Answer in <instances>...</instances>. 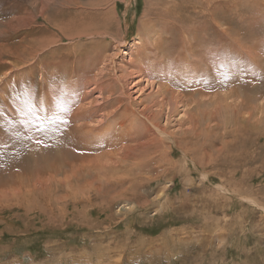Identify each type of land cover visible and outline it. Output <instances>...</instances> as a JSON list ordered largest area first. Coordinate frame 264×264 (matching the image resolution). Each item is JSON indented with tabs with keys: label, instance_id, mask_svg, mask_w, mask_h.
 Returning <instances> with one entry per match:
<instances>
[{
	"label": "rangeland",
	"instance_id": "obj_1",
	"mask_svg": "<svg viewBox=\"0 0 264 264\" xmlns=\"http://www.w3.org/2000/svg\"><path fill=\"white\" fill-rule=\"evenodd\" d=\"M0 47V264H264V0H0Z\"/></svg>",
	"mask_w": 264,
	"mask_h": 264
},
{
	"label": "snow or ice",
	"instance_id": "obj_2",
	"mask_svg": "<svg viewBox=\"0 0 264 264\" xmlns=\"http://www.w3.org/2000/svg\"><path fill=\"white\" fill-rule=\"evenodd\" d=\"M225 62L233 69L238 67L236 60L232 58L221 59L220 57H217L216 61H210V67L215 63L223 65ZM225 76H227L226 73ZM12 91L16 92V89L13 88ZM35 95L36 93L30 85L20 92H16V98L21 101V106L17 109V113L21 117L19 123L25 127V131L35 130L46 133L49 127L67 123L62 114L69 112L70 108L61 89L49 90L50 99L46 106L43 100L34 103L32 98ZM28 125H31V129L28 128Z\"/></svg>",
	"mask_w": 264,
	"mask_h": 264
},
{
	"label": "bare ground",
	"instance_id": "obj_3",
	"mask_svg": "<svg viewBox=\"0 0 264 264\" xmlns=\"http://www.w3.org/2000/svg\"><path fill=\"white\" fill-rule=\"evenodd\" d=\"M43 10H44V7H43ZM42 14H43V11L41 12ZM46 19V18H45ZM22 21V20H21ZM79 21V20H78ZM73 23H72V21L71 22H67L66 24H65V27L67 26V29H68V27H73V25H72ZM75 24V23H74ZM81 24V27L80 28H82V23H80ZM47 25H49V23H47ZM26 26H27V24H26ZM50 26V25H49ZM74 28H76V27H74ZM76 35H78L77 33H75V34H72V33H70L69 32V36H70V38H71V40H73L74 38H76ZM48 45H51V42L48 44ZM126 47H130V46H126ZM142 48V47H141ZM35 51H38V49L37 50H35ZM141 51V50H140ZM18 52H20V53H22L23 52V50H21V49H19L18 47H15L14 48V50H13V48L12 47H5V48H2V47H0V64H6L7 65V63H5V61H4V58L5 57H8V56H14L15 57V54L16 53H18ZM127 54H129V53H125V51H121V53H120V55H127ZM138 55V54H137ZM136 55V57L137 58H141L140 56H141V54L139 55V56H137ZM145 57H149V56H145ZM136 63H135V60H132V61H130L129 63H128V66L129 67H126V69H130V70H128V73H127V75L126 76H129V75H136V74H138V75H140V74H143V75H147V73H150V72H147L148 70H143L142 68H143V62L141 63V66L142 67H140V66H137V65H135ZM5 65V66H6ZM9 66V65H8ZM104 66V65H103ZM136 66V69H132L133 67H135ZM188 66V65H187ZM1 67V66H0ZM190 67V66H189ZM125 69V70H126ZM158 70H160V68H158V69H156V70H154V71H152V72H157ZM127 72V71H126ZM125 73V72H124ZM157 74V73H156ZM133 75V76H134ZM97 77V76H96ZM132 77V76H131ZM100 79V78H99ZM146 80H150V79H147L146 78ZM173 82H175L174 80H172ZM139 82V81H138ZM138 82L137 83H134L133 84V86L135 85H137L138 84ZM147 82H149V81H147ZM130 83V82H129ZM151 83H153V81H151ZM150 83V84H151ZM131 85V84H130ZM159 87V92H157V94L158 95H162V94H164L163 92H167L168 90H167V86L165 87L164 85H161V86H158ZM157 87V88H158ZM165 88V89H164ZM169 93V92H168ZM157 97V96H156ZM160 101V100H159ZM84 111H79V112H76V113H74L73 114V116H72V118H70V120H71V124H73V122L74 121H76V120H78V119H81L83 116H85V113H83ZM160 112V111H159ZM162 112V111H161ZM156 114V113H155ZM159 114V113H158ZM151 116V115H150ZM150 116H149V118H150ZM154 116V115H153ZM144 117H145V115H144ZM151 118H152V120L150 119H147L148 120V122H150V125L151 126H154V127H156V125H158V121H157V115H156V117L154 118V117H152L151 116ZM157 118V119H156ZM142 125L140 126V127H142L143 126V128L145 127V124H147V123H141ZM75 126V125H74ZM73 126V127H74ZM74 128H76V127H74ZM163 128V127H162ZM162 128H158V127H156V130L157 131H159V133L162 135V134H165V131H164V129H162ZM77 129V128H76ZM81 129H83V128H81ZM81 129L80 130H78L77 129V131L78 132H80L81 131ZM162 129V130H161ZM71 131H72V129H71ZM70 131V132H71ZM139 131V130H138ZM192 131H194V129L192 130ZM186 132V131H185ZM190 132V131H189ZM188 132V133H189ZM146 134V135H145ZM145 134H144V137L142 136V138H144L145 140H147L146 142H144V143H142V144H140L141 146H142V148H146V147H144V146H147V147H149V148H152V147H154L155 145L157 146V145H159V143L161 144V142L163 141L162 139H160V138H158V137H156L155 136V134L154 133H152L150 130H146V132H145ZM189 134H192V132L191 133H189ZM188 135V134H187ZM71 136V135H70ZM73 136V135H72ZM145 140H143V141H145ZM166 143V142H165ZM182 148V147H181ZM181 148H180V150H181ZM188 149V148H187ZM184 151H185V149H184ZM184 151H183V154H184ZM188 151V150H187ZM186 155V154H185ZM194 168H196V167H194Z\"/></svg>",
	"mask_w": 264,
	"mask_h": 264
}]
</instances>
